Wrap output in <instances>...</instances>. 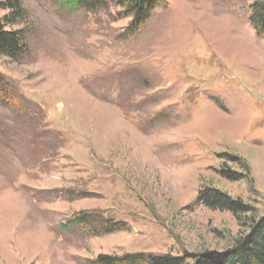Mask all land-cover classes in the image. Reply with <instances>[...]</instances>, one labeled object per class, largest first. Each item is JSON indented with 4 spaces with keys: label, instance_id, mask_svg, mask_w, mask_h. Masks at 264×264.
<instances>
[{
    "label": "rangeland",
    "instance_id": "374dc122",
    "mask_svg": "<svg viewBox=\"0 0 264 264\" xmlns=\"http://www.w3.org/2000/svg\"><path fill=\"white\" fill-rule=\"evenodd\" d=\"M253 0H164L144 27L108 2L0 0L23 52L0 54L18 96L0 102V264H93L98 255L183 256L243 232L197 202L203 187L264 212V42ZM223 155L250 174L229 181ZM88 224L63 226L79 214ZM126 228L96 233L103 220ZM184 264H194L190 259Z\"/></svg>",
    "mask_w": 264,
    "mask_h": 264
},
{
    "label": "trees",
    "instance_id": "16d2710c",
    "mask_svg": "<svg viewBox=\"0 0 264 264\" xmlns=\"http://www.w3.org/2000/svg\"><path fill=\"white\" fill-rule=\"evenodd\" d=\"M75 5L85 10L104 8L112 2L120 8L122 18H128L127 35L138 33L151 18L155 8L163 4L164 0H73ZM21 0H7L6 8L18 11ZM249 22L257 37L264 42V0H253L250 6ZM23 52V43L18 30L6 29L0 20V54L12 59L18 58ZM18 96L14 94L0 74V102L8 105L15 104ZM226 162L239 165L240 171H234L225 164L218 170V174L229 181H241L250 174L249 165L244 159L233 155H223ZM197 202L207 208L230 212L243 232L233 241L232 245L222 251H204L197 254L183 256L153 255L143 252L126 253L120 256L98 255L93 264H184L188 259L194 264H264V212L259 214L250 204L242 199L233 198L225 192L213 187H203L197 196ZM92 216L82 213L74 217L63 227L74 224H88ZM103 226L96 233H110L126 228L125 222L103 220Z\"/></svg>",
    "mask_w": 264,
    "mask_h": 264
}]
</instances>
